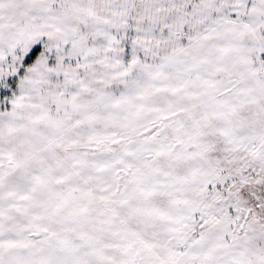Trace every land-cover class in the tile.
<instances>
[{
	"label": "snow or ice",
	"instance_id": "obj_1",
	"mask_svg": "<svg viewBox=\"0 0 264 264\" xmlns=\"http://www.w3.org/2000/svg\"><path fill=\"white\" fill-rule=\"evenodd\" d=\"M0 264H264V0H0Z\"/></svg>",
	"mask_w": 264,
	"mask_h": 264
}]
</instances>
